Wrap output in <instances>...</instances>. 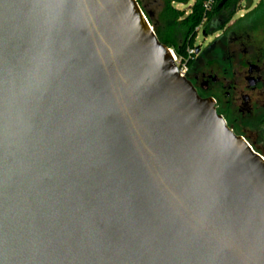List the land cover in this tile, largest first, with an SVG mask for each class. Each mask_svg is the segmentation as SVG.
Masks as SVG:
<instances>
[{
	"label": "water",
	"instance_id": "1",
	"mask_svg": "<svg viewBox=\"0 0 264 264\" xmlns=\"http://www.w3.org/2000/svg\"><path fill=\"white\" fill-rule=\"evenodd\" d=\"M0 264H264V156L137 0H0Z\"/></svg>",
	"mask_w": 264,
	"mask_h": 264
},
{
	"label": "rangeland",
	"instance_id": "2",
	"mask_svg": "<svg viewBox=\"0 0 264 264\" xmlns=\"http://www.w3.org/2000/svg\"><path fill=\"white\" fill-rule=\"evenodd\" d=\"M162 1L147 0L146 5L150 11L159 12ZM194 3L195 0H190L189 5L175 6L188 14ZM232 11L231 16L230 11L221 13L199 28L196 50H191L194 63L190 70L196 75L207 72L222 81L226 79L231 86H237L245 92L247 83L243 67L247 61L254 60L258 50L264 53V5L262 0H238ZM227 18L229 20L225 25L230 23L229 30L222 35L221 23ZM178 60L181 61L179 58ZM260 88V92L254 96L260 101L259 115L256 113L249 118L238 117L232 112L230 99L226 97L227 88L219 85L211 93L219 100L220 108L235 122L254 150L264 156V86Z\"/></svg>",
	"mask_w": 264,
	"mask_h": 264
},
{
	"label": "trees",
	"instance_id": "3",
	"mask_svg": "<svg viewBox=\"0 0 264 264\" xmlns=\"http://www.w3.org/2000/svg\"><path fill=\"white\" fill-rule=\"evenodd\" d=\"M146 1L137 0L159 40L174 50L177 57L191 68L194 59L193 55L189 56V51L196 50L199 28L221 13L230 11L231 16L232 7L238 0H228L225 3L224 0H216L211 11L204 8L206 0H195L188 14L176 8L175 4L189 5L190 0H163L159 12L150 11ZM262 2L264 5V0Z\"/></svg>",
	"mask_w": 264,
	"mask_h": 264
},
{
	"label": "flooded vegetation",
	"instance_id": "4",
	"mask_svg": "<svg viewBox=\"0 0 264 264\" xmlns=\"http://www.w3.org/2000/svg\"><path fill=\"white\" fill-rule=\"evenodd\" d=\"M229 18L224 20L221 25L222 29L220 33L224 35L226 31H228L229 24L225 25V22L228 21ZM233 25V24H232ZM258 54L254 57V60H249L245 63L243 67L245 69V81H246V89L244 91L238 89L237 86H231L227 82L226 79L222 81L217 76H213L210 73L203 72L201 75H196L191 70L188 75V80L192 83L194 88L200 97L204 99H213L216 103V108L218 113L225 119L227 125L234 131V133L238 136H242V132L238 129L235 122H232L228 115L224 113V111L220 108L219 100L211 93L217 86L222 85L223 88H227L226 97L230 99L232 112L237 114L238 117L242 118L247 116L253 117L254 114L259 115L260 111V101L256 99L254 96L260 92V87L264 86V53L261 50H258ZM247 52L245 51V54ZM233 56L235 53L232 54ZM193 66V65H192ZM224 82V84H223ZM227 84V86H225ZM240 100L242 103H240ZM264 120V117L263 119ZM245 138V137H244Z\"/></svg>",
	"mask_w": 264,
	"mask_h": 264
},
{
	"label": "built area",
	"instance_id": "5",
	"mask_svg": "<svg viewBox=\"0 0 264 264\" xmlns=\"http://www.w3.org/2000/svg\"><path fill=\"white\" fill-rule=\"evenodd\" d=\"M215 1L216 0H206L205 3H204V8L207 11H211L213 6H214V4H215ZM191 55H192L191 51H189V56L191 57ZM175 61L178 64V68H179L181 76L188 77L189 72H190V68L187 65V63H184L182 60L179 61L178 58L176 57V55H175Z\"/></svg>",
	"mask_w": 264,
	"mask_h": 264
}]
</instances>
